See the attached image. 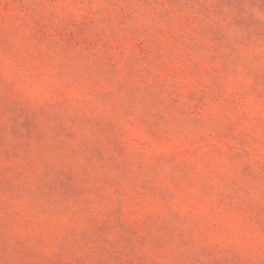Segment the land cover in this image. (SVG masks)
Masks as SVG:
<instances>
[{
  "label": "clouds",
  "instance_id": "1",
  "mask_svg": "<svg viewBox=\"0 0 264 264\" xmlns=\"http://www.w3.org/2000/svg\"><path fill=\"white\" fill-rule=\"evenodd\" d=\"M0 264H264V0H0Z\"/></svg>",
  "mask_w": 264,
  "mask_h": 264
}]
</instances>
